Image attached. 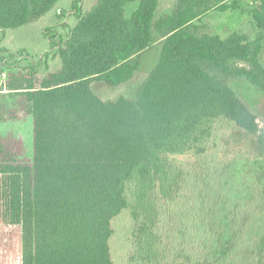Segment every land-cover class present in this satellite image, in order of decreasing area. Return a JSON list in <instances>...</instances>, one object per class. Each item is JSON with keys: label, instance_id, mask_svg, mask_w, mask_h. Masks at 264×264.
<instances>
[{"label": "trees", "instance_id": "16d2710c", "mask_svg": "<svg viewBox=\"0 0 264 264\" xmlns=\"http://www.w3.org/2000/svg\"><path fill=\"white\" fill-rule=\"evenodd\" d=\"M61 1L0 0V35L59 19L40 52L0 48V123L33 125L31 158L0 134V264H113L123 212L125 264H264V124L235 87L264 94V0L255 36L225 39L201 19L227 0H174L165 15L159 0ZM154 45L129 97L94 92L131 80Z\"/></svg>", "mask_w": 264, "mask_h": 264}, {"label": "rangeland", "instance_id": "374dc122", "mask_svg": "<svg viewBox=\"0 0 264 264\" xmlns=\"http://www.w3.org/2000/svg\"><path fill=\"white\" fill-rule=\"evenodd\" d=\"M95 0H86L87 5H91ZM235 2V9H230L224 13L212 11L201 19V24L205 25L204 32L210 35H218L222 39L230 34H247L251 38L255 36L256 29L252 20V10L257 6L258 0H227V3ZM66 0L61 1V5L67 8ZM174 0H159L160 15L168 14L172 8ZM67 4V3H66ZM136 4H128L124 11L126 17L136 9ZM68 12L67 15H70ZM67 20L62 21L65 23ZM59 22V19L52 16L51 13L35 22L15 31H9L0 35V48L18 52L24 47L32 53L40 52L37 49L43 47L40 40L41 32L49 25ZM68 22V21H67ZM35 49L36 51H34ZM159 56V45H154L145 51L139 58V67L131 80L123 85L111 87L103 82H95L92 85L94 92L103 100H116L119 97H129L132 91L138 86L151 69L155 66ZM260 62L264 67V40L260 53ZM51 60V59H50ZM56 69L53 63H50V71ZM7 80V74L0 75V89H3ZM237 91L244 97L251 110L257 116V122L260 126L264 124V94L248 87L243 82L235 83ZM1 135H13L24 143L27 157L31 158L33 150V125L32 118L27 117L20 121L0 123ZM179 164L184 167L188 164L196 165L198 162L190 157L176 158ZM132 222L128 212L121 213L113 221V237L111 239V253L113 264H125L131 253V234Z\"/></svg>", "mask_w": 264, "mask_h": 264}]
</instances>
